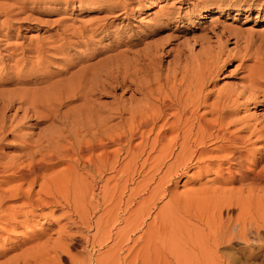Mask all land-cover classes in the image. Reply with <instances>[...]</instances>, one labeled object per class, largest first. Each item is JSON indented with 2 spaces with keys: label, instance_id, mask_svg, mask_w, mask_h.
Listing matches in <instances>:
<instances>
[{
  "label": "rangeland",
  "instance_id": "rangeland-1",
  "mask_svg": "<svg viewBox=\"0 0 264 264\" xmlns=\"http://www.w3.org/2000/svg\"><path fill=\"white\" fill-rule=\"evenodd\" d=\"M244 37L255 41L253 47L248 50L251 55L246 61L242 60L241 56L247 51ZM236 41L241 43H238L239 47ZM210 46L215 48L221 46L237 55L226 62H221L215 68L214 83L208 88L212 91L207 98L208 105L216 101L218 94H221L220 96L231 94L233 99L236 98V93H241L250 85L248 73L251 70L264 73V0H0L1 96L17 98V94L23 95V92L32 91L37 87H39L37 89L42 87L43 91L54 81L67 78L79 68L86 66L93 69L98 66V70L103 72L113 69V66L116 67L115 63H118L124 67L123 69L135 72L137 78L131 89L128 85L117 90L107 88L105 92H101L103 95L98 97L99 99L91 96L95 103L98 102L97 104L92 102L97 106H93V112L86 109L91 102L87 105H84V100L81 99L69 102L58 113L59 116L62 114L63 119L60 116L55 127L57 125L61 127L62 132L59 131L54 138L50 130L47 129L48 133L47 130L45 132L48 122L47 124L43 122L47 114L45 111L42 112L43 108H38L37 113H40L44 120L37 117L30 119L29 116L31 121L24 118L23 110L16 113L19 105L9 111H0V116L2 115L0 120L3 119L0 121V127L4 123L8 126L4 132L0 130V170L2 168L8 170L0 171L2 184L0 188L9 190L23 185V189H29V183L31 184L33 178L15 180L11 176L13 180L8 177L18 169H23L26 163H30L29 160H32L31 165L36 162L42 164L43 161V164H46L43 165L45 169L41 170V173L45 171V174L42 173L43 178L34 186L35 192L40 190V186L47 185L50 176L73 170L71 171L73 179L69 183L72 188L68 186L67 191L65 190L68 194L64 192V196L67 198L69 196L70 201L67 204L70 203L71 209L61 210L59 209L61 207L46 211L43 209L37 211V215L28 217L27 209L17 214L7 211L9 215L0 212L3 216L0 218V264H6L29 247L34 248L37 246L36 243L38 245L45 243L49 237L52 240L57 238L63 225L59 213L62 211L71 213V210L74 212L73 219L77 221L76 224L78 223L75 224L77 227L73 226L72 232L81 240L74 248L71 247L69 256L65 254L60 264H72L71 258L74 256L82 264H264V182L253 185L245 176L264 167V140L258 137V133H252L255 127L260 129L264 125L263 93L259 94V100L250 102L229 116V119L237 120V124L232 126L230 131L241 132L240 134L249 140L246 149L252 151L240 165L236 164V161L226 160L225 156L230 155L228 148L233 146L230 142L207 140L203 146L196 145L202 133L197 126L190 136L191 140L188 139L190 145L186 140L184 147H181L182 139L174 144L173 132L167 131L169 128L166 127L170 126L171 121L166 124L167 120L162 119L155 125L150 122L156 110L158 111L157 97L162 91L166 95L170 91L168 88L163 87L162 90L160 86L148 83L152 75L162 73L164 78L171 75L178 70L176 58L184 53L189 57L190 64L178 75L177 81L179 82L183 75L192 77L197 69L196 64H193L195 56H198L201 47ZM151 48L159 49L157 59L153 55L157 53L156 50ZM147 69L150 71L144 73ZM191 80L192 78H189L185 81V88ZM171 85L173 88L177 87L174 83ZM142 86H150L153 89L158 87V90L144 98ZM261 89L264 91V84ZM191 93L193 91L186 90L187 95H184V98ZM248 94L247 91L244 98L240 96L239 101L246 102L244 99ZM22 107L25 109L28 106L24 104ZM74 109L75 111L77 109V113ZM210 109L211 107H201L198 114H205L207 121L213 120L217 114L208 113ZM81 113L82 117L86 114L82 119ZM106 113L108 119L114 117L113 120H108V123H105ZM96 114H99L98 117ZM76 115L80 118L79 116L76 118ZM3 116H7L6 119ZM97 118L101 120L97 122ZM39 119L41 120L38 121ZM147 119L149 123L145 124ZM87 120L91 123L86 122ZM73 124L82 130L85 127L87 131L84 129V132H78L81 129H74ZM247 126L251 129L246 128ZM187 128L188 125L184 130ZM53 129L56 128L51 129L54 136ZM94 132L99 134L95 136ZM157 132L160 133L159 139L156 138ZM43 137L49 139L43 140ZM156 139L158 141L153 145L156 148L151 151L150 147ZM34 140L42 144L41 148L38 144L37 149ZM39 140H43L44 143ZM56 140L61 142V145L58 141L56 143ZM100 140L102 142L112 140L111 146L98 150L95 147L94 154L79 155L84 159L79 163L76 162L79 160L78 155L73 157L75 162H57L51 159L52 154L58 150L74 148L89 143L88 141L94 144L97 141L98 144L101 143ZM25 141L30 145V149L27 148L29 154L25 152L26 149L21 148ZM32 143L36 144L35 147L31 145ZM172 145L176 147L174 150ZM187 146L188 149L185 148ZM163 147L171 148L170 150L168 148L169 151L165 148L164 151ZM180 147L185 150H181ZM31 148L36 149V153ZM103 150L108 152L111 150V158L107 164L112 166L113 170L109 169V166L108 170L104 168L105 162L100 161L102 158H99L105 152ZM170 151L171 153L174 151L173 154H168ZM98 154L99 158L96 157ZM116 154H119V158ZM87 156L96 159L94 161L91 159V167L83 164L85 159L89 160ZM40 157L42 159H39ZM5 163L8 164L7 167L3 166ZM21 165L23 167H20ZM77 176L79 186L73 181ZM23 181H26L25 184ZM81 194L82 196H78ZM78 197H82L81 201L86 204L85 207L79 205ZM73 199L78 200L75 203L77 206ZM10 204L19 205L21 202L17 204L13 201ZM74 206L77 207L75 210H78V213ZM81 208L83 210L85 208L86 217L83 216ZM2 209L1 207L0 211ZM47 210L57 213L56 216L54 213L50 215ZM49 245L52 246L53 242Z\"/></svg>",
  "mask_w": 264,
  "mask_h": 264
},
{
  "label": "bare ground",
  "instance_id": "bare-ground-1",
  "mask_svg": "<svg viewBox=\"0 0 264 264\" xmlns=\"http://www.w3.org/2000/svg\"><path fill=\"white\" fill-rule=\"evenodd\" d=\"M231 30V29H230ZM230 32V31H229ZM233 32V31H232ZM228 33V32H227ZM235 33V32H234ZM233 33V34H234ZM231 34V33H229ZM240 37V36H239ZM242 38V37H241ZM246 45H245V48L247 49L246 52H244L243 54H241V56L243 57L242 60L246 61V60H249V56L251 55L248 50H250L252 47H253V44L255 43L254 40H251L249 37H244L243 38ZM242 40V39H241ZM239 40V41H241ZM243 41V42H244ZM237 42V41H236ZM240 43V42H237V44ZM241 44V43H240ZM238 47H239V44H238ZM201 51L199 52V54H197L198 56H195L194 58V61H193V64H196V71L194 72L193 76L192 77H189V76H186V75H183V77L179 80V82L177 81V78H178V75H180L182 72L185 71V69L187 68V66L190 64V60H189V57L187 55H185L184 53H181L179 54V56L176 58L177 60V63H178V70L174 71L171 75H167L165 78L162 76V73L161 74H154L152 75L151 77V80L149 79L148 83H151V85H158L160 86V89H162L163 87L164 88H168L170 91H169V94H164L163 91L162 93H160V96H158V103H159V107H157L158 111L156 110V113L155 115L153 116L152 119H150L151 123L152 124H156V122H160V120L162 119H166V124L170 121L171 123L168 125L169 127H166V128H169L167 129V131H171L173 132L172 134H174V137H173V142L174 144L178 143V140L182 139V143H180V146L182 147L183 144L186 142H189L191 140V135L193 134V130L195 129V126L198 127V130H202L201 132V135L199 136V140H198V144L196 145H200L202 144L203 146V143L205 144L207 140H218L219 142H230L233 144L232 147H229L228 149L229 152H230V155L228 157H226V160H233V161H236L237 163L236 164H241L242 161H244V158H246V156L250 153H252V151L250 150H247L246 149V143L249 141L246 139V137L242 136L239 131H230V128L234 125L237 124V120L236 119H229L230 115L232 113H234L235 111H237L239 108L243 107V106H246L247 104H249L250 102H253V101H256V100H259V94L263 93L262 95H264V91L261 89V86L264 84V73L262 72H257L256 70L254 71H250L249 74V78H250V85L248 86V88L242 90L241 93L237 94L236 92V95L237 97L236 98H232L231 94L229 95H222L220 96L221 94H218L219 96H216L217 99L216 101H214L212 104L208 105L207 104V98L208 96H210V94L212 93L211 89L209 90L208 88L214 83L213 79L215 77V68L221 63V62H226L232 58H234L233 56L236 57L237 53H232L231 51H228V50H225L223 47H201ZM60 49V48H59ZM151 50H156V54H153L156 59H157V55H158V51L159 49L158 48H151ZM235 50V49H234ZM39 52H40V48H39ZM239 56V55H238ZM226 57V58H224ZM240 57V56H239ZM154 58V60H156ZM252 59V58H251ZM116 64V67L113 66V69H110L109 71H106V70H103V72L100 70H98V66L96 67V69L92 68V67H89V66H86V67H81L79 68L78 70H76L75 72H73L69 77L67 78H64V79H59V80H56L54 81L53 83H51V85H49V88L48 89H44L43 91L41 90L42 87H40V89H37L39 87H37L36 89H32V91H27V92H23V95L17 94V98H14V97H6V96H1L0 95V111H9V110H12L16 105H19V107L16 109V113L17 111H20V110H23L24 111V118H29L32 119V118H41L42 120L46 119L45 122L47 124L46 127H45V132L46 130H50L51 131V136L52 138H54L57 133H59V131H61V127L59 128V126L57 125L55 127V123H57L59 121V118L61 116L62 118V114L59 116L58 113H60L61 109L64 107V106H67V104L73 100H84V105H87V104H91L88 106V109L89 111L94 110V107H97L95 106V100H92L93 96L96 98L100 97L101 95V92H105V90H107V88H110L112 90H117L119 88H123L125 86H129V89L132 88V86L134 85V82L135 80L137 79L136 78V73L133 72V71H130V69H123L121 67V65L118 63H115ZM184 68V70H183ZM101 69V68H100ZM153 70V69H152ZM155 70V68H154ZM123 71V72H122ZM150 70L147 69L144 71L145 72H149ZM117 75H116V73ZM249 72V71H248ZM64 74V73H63ZM141 74V73H140ZM189 78H192L191 82L189 83V85L185 88L184 84H185V81ZM246 78H248L246 76ZM110 82H109V80ZM196 80V84H194V81ZM107 81L109 83H107ZM27 82V81H26ZM25 82V83H26ZM36 83V82H35ZM42 83V82H41ZM177 87L173 88V86L171 84H173ZM48 85V84H47ZM140 85V84H139ZM106 87V88H105ZM194 87V88H193ZM247 87V86H246ZM194 89V90H193ZM248 89V90H247ZM141 90H142V94L145 97H147V95L153 91H157L158 90V87H155L154 89L150 86H142L141 87ZM163 90V89H162ZM186 90H189V91H193V95H189L187 96L186 98H184V95H187L186 94ZM22 91V90H21ZM229 91V90H228ZM249 92L248 96L246 97V99L244 100H247L246 102L244 103H241L239 101V97H245L246 95V92ZM4 92V91H3ZM8 92V91H7ZM226 92V91H225ZM240 92V91H239ZM137 93V92H136ZM158 93V92H157ZM228 93V92H227ZM231 93V92H230ZM5 94V93H3ZM134 94V93H133ZM223 94V93H222ZM225 94V93H224ZM152 95V94H151ZM233 95V94H232ZM235 95V94H234ZM10 96V94H9ZM92 96V98H90ZM16 97V96H15ZM234 97V96H233ZM94 98V99H95ZM156 98V99H157ZM99 99V98H98ZM97 99V100H98ZM142 99V98H141ZM123 100V99H122ZM150 100V99H149ZM153 100V99H152ZM241 100V99H240ZM94 101V103H92ZM131 101V99H130ZM262 101V100H261ZM119 102V101H118ZM117 102V103H118ZM132 102H133V99H132ZM131 102V103H132ZM243 102V101H242ZM136 103V102H135ZM24 104H26L28 107H26L25 109L22 107ZM71 104V103H70ZM82 104V103H81ZM94 104V105H92ZM152 104V102L150 103ZM92 105V106H91ZM115 105V104H114ZM132 105V104H131ZM142 105V103H141ZM145 105V104H144ZM153 105V104H152ZM156 105V103H155ZM52 106V107H51ZM94 106V107H93ZM100 106V105H99ZM119 106V105H118ZM130 106V105H129ZM136 106V105H135ZM134 106V107H135ZM143 106V105H142ZM148 106H149V103H148ZM151 106V105H150ZM75 107V105H74ZM78 107V105H77ZM101 107V106H100ZM116 107V106H115ZM201 107H211L210 111L208 113L210 114H217V117L216 118H212L213 120H208L207 119L205 120V114H201L199 115L198 114V109H200ZM38 108H43L46 113L44 119L43 117L41 116L40 117V113L38 114L37 113V109ZM70 108V107H69ZM68 108V109H69ZM73 108V107H72ZM76 108V107H75ZM82 108V107H80ZM79 108V109H80ZM106 108V107H105ZM111 108V107H110ZM139 108V107H138ZM142 108V107H141ZM144 108V107H143ZM103 109V108H102ZM115 109V108H114ZM118 109V108H117ZM132 109V108H131ZM137 109V107H136ZM140 109V108H139ZM54 110V111H53ZM65 110V109H64ZM87 110V111H88ZM101 110V109H100ZM113 110V109H112ZM209 110V109H208ZM67 111V110H66ZM75 111V109H74ZM122 110H120L121 112ZM207 111V110H206ZM39 112V111H38ZM41 112V114H43ZM64 112V111H62ZM73 112V110H72ZM77 113V109L75 111ZM91 112V111H90ZM115 112H118L115 110ZM124 112V111H123ZM142 112V111H141ZM66 114L68 112H65ZM98 113V112H97ZM100 113V111H99ZM103 113V112H102ZM105 113V112H104ZM140 113V112H139ZM58 114V115H57ZM69 114V113H68ZM79 114V113H78ZM87 114V112H86ZM85 114V115H86ZM92 114V113H91ZM101 114V113H100ZM124 114V113H123ZM132 114V113H131ZM138 114V113H136ZM147 114V113H146ZM4 115V114H3ZM8 115V114H7ZM17 115V114H16ZM23 115H21L23 117ZM73 115V113H72ZM71 115V116H72ZM84 115V113H83ZM85 115L83 117H85ZM88 115V114H87ZM97 115V114H96ZM99 115V114H98ZM97 115V117H98ZM109 115V114H108ZM133 115V114H132ZM2 116V115H1ZM0 116V117H1ZM63 116H65L63 114ZM75 116V115H74ZM74 116H73V119H74ZM77 116V115H76ZM79 116V115H78ZM78 116L76 118H78ZM81 116V118H80ZM79 116L80 119H82V113L81 115ZM122 116V115H121ZM135 116V115H134ZM151 115H149L148 117L150 118ZM5 117V116H3ZM7 117V116H6ZM5 117V119H6ZM17 117V116H16ZM66 117V116H65ZM89 117V116H88ZM91 117V116H90ZM125 117V116H123ZM130 117V116H129ZM141 117V116H140ZM207 117V116H206ZM11 118V116L9 117ZM28 118V119H29ZM36 118V119H37ZM102 118V117H101ZM107 113H106V117H105V120H107L105 123H108V120H113L114 117L111 116L109 119L107 118ZM132 118H135V117H132ZM4 119V120H5ZM12 119H14V117H12ZM11 119V120H12ZM16 119V118H15ZM29 119V120H30ZM41 119H39L38 121H40ZM63 119V118H62ZM67 119V117H66ZM72 119V120H73ZM90 119V118H89ZM92 119V118H91ZM90 119V120H91ZM184 119V121H183ZM3 120V119H2ZM0 120V121H2ZM20 120V119H19ZM26 120V119H25ZM86 120V118H85ZM97 122H99L100 120L97 118ZM104 120V118L102 119ZM123 120V118H122ZM121 120V121H122ZM133 120V119H131ZM14 121V120H13ZM31 121V120H30ZM81 121V120H79ZM83 121V120H82ZM81 121V122H82ZM92 121H95V120H92ZM142 121H143V118H142ZM147 122L145 124H148L149 123V119L146 120ZM5 122V121H4ZM42 122V123H43ZM63 122V121H62ZM61 122V123H62ZM80 122V123H81ZM86 122H90V121H86ZM103 122V121H102ZM126 122V121H125ZM137 122V121H136ZM141 122V120H140ZM10 123V122H8ZM37 123V122H36ZM60 123V122H59ZM60 123V124H61ZM74 123V122H73ZM87 123V124H88ZM91 123V122H90ZM101 123V122H100ZM110 123V122H109ZM112 123V122H111ZM131 123V122H130ZM134 123V122H133ZM191 123V124H190ZM3 124V123H2ZM13 124V123H11ZM18 124V123H17ZM20 124V123H19ZM23 124V123H22ZM26 124V123H25ZM24 124V125H25ZM71 124V123H70ZM103 124V123H102ZM143 124V123H142ZM63 125V124H62ZM65 125V124H64ZM82 125V124H81ZM150 125V124H149ZM188 125V128L186 130H184V128ZM10 126V124H9ZM14 126V124H13ZM20 126V125H18ZM22 126V125H21ZM66 126H67V122H66ZM73 126H75L73 124ZM76 126H77V123H76ZM76 126L74 127V129L76 128ZM84 126V124H83ZM82 126V127H83ZM114 126V125H112ZM134 126V125H132ZM131 126V127H132ZM141 126V125H140ZM151 126V125H150ZM148 126V127H150ZM162 126H163V123H162ZM161 126V127H162ZM56 128L53 129L55 130V135L53 136V131L51 130L52 128ZM92 127H94L92 125ZM101 127V126H100ZM103 127V126H102ZM137 127V126H136ZM146 127V126H145ZM153 127V126H152ZM255 127V126H254ZM8 126L6 123H4L1 127H0V130H2L3 132L5 130H7ZM17 128V127H16ZM15 128V129H16ZM67 128V127H66ZM77 128H80L79 126ZM76 128V129H77ZM89 129L91 128L88 127ZM164 128V126H163ZM246 128L248 129H251L249 126H247ZM11 129H12V126H11ZM18 129V128H17ZM63 129V128H62ZM73 129L70 128V131ZM81 130L79 131L78 129V132H81L85 129V127H83V130L82 128H80ZM87 129V128H86ZM85 129V130H86ZM101 129V128H99ZM153 129V128H152ZM156 129V128H154ZM153 129V130H154ZM14 130V128H13ZM48 130H47V133H48ZM64 130V129H63ZM98 130V129H97ZM134 130V128L132 129ZM161 130V129H160ZM164 130V129H163ZM197 130V131H198ZM244 130V129H243ZM242 130V131H243ZM16 131V130H14ZM66 131V130H65ZM64 131V132H65ZM68 131V130H67ZM75 131V130H74ZM87 131V130H86ZM85 131V133H86ZM92 131V130H90ZM89 131V132H90ZM44 130H43V134L45 133ZM62 132V131H61ZM77 132V133H78ZM84 132V131H83ZM93 132V131H92ZM102 132V131H101ZM111 132V131H110ZM163 132V131H162ZM161 132V133H162ZM8 133V132H7ZM13 133V132H12ZM40 133V132H39ZM46 133V134H47ZM69 133V132H68ZM67 133V134H68ZM82 133V132H81ZM83 133V134H85ZM95 133V136L96 134H99L94 132ZM106 133H109V132H106ZM135 133V132H134ZM159 132H157V136L156 138L159 139L160 135H158ZM197 133V132H196ZM252 133L255 134V133H258L259 134V138H261L262 140H264V125L260 128V129H256V127L252 130ZM5 134V133H3ZM1 134V135H3ZM36 134V133H35ZM66 134V135H67ZM74 134V133H72ZM110 134V133H109ZM132 134V133H131ZM160 134V133H159ZM8 135V134H7ZM11 135V133H10ZM89 134H87L88 136ZM92 135H94L92 133ZM42 136V135H40ZM39 136V137H40ZM48 136V135H47ZM50 136V135H49ZM50 136V138H51ZM59 136V134H58ZM61 136V135H60ZM65 136V135H63ZM71 136V135H70ZM75 136V135H74ZM80 136V135H79ZM86 136V135H85ZM84 136V137H85ZM98 136V135H97ZM111 136V135H110ZM197 136V135H196ZM248 136V135H247ZM3 137V136H2ZM8 137V136H7ZM77 137V136H76ZM83 137V138H84ZM104 137V136H103ZM102 137V138H103ZM163 137V136H162ZM25 138V137H24ZM27 138V137H26ZM29 138V137H28ZM44 138V137H43ZM46 138V137H45ZM45 138L43 140H45ZM48 138V137H47ZM46 138V139H47ZM51 138V139H52ZM67 138V137H66ZM73 138V137H72ZM82 138V137H81ZM80 138V139H81ZM90 138V137H89ZM101 138V139H102ZM190 138V140L188 141V139ZM1 139V138H0ZM4 139V138H3ZM18 139V138H17ZM42 139V138H40ZM49 139V138H48ZM58 139V138H56ZM69 139V138H68ZM67 139V140H68ZM91 139V138H90ZM104 139V138H103ZM110 139H112L110 137ZM154 140L152 146L150 147L151 151L153 149H155L156 147L153 146L155 145L156 141L158 140ZM171 139V137H170ZM196 139V138H194ZM249 139V138H248ZM22 140V139H21ZM31 140V138H30ZM43 140H39L40 142L43 141ZM55 140V139H53ZM60 140V138H59ZM70 140V139H69ZM93 140V139H92ZM97 140V139H96ZM193 140V139H192ZM32 141V140H31ZM58 140H56L55 142L57 143ZM61 141V140H60ZM71 141V140H70ZM85 141H87V139L85 138ZM101 143L99 142L97 144V141L96 144L94 143H90V141H88L89 143H85L84 145H79V146H74V148H70L69 145L67 144H64L66 147L70 148V149H61V150H58L56 151V153H51L52 154V158L53 160L57 161V162H66V161H69V162H75V155H81L82 154L84 156L88 155V153H93V150L95 149V147H97L96 149L98 150L99 148L100 149H106L108 148V146L112 143V140L111 141H107V142H102V140H100ZM162 141V140H161ZM1 142V141H0ZM33 142V141H32ZM35 142V140H34ZM50 142V141H49ZM63 142V141H62ZM73 144H74V140L72 141ZM71 142V143H72ZM92 142V141H91ZM163 142V141H162ZM166 142V140H165ZM164 142V143H165ZM170 142V141H169ZM172 142V143H173ZM215 142V141H214ZM217 142V141H216ZM17 143V142H16ZM15 143V144H16ZM31 143V142H30ZM37 143V145L35 144ZM34 144L37 146V149H39V142L38 140L35 142ZM44 143V141L42 142ZM58 143H60L61 145V142L58 141ZM196 143V141H195ZM212 143V142H211ZM82 144V143H81ZM188 144V143H187ZM194 144V143H193ZM214 144V143H213ZM1 145V144H0ZM32 146L35 147V145H33V143L31 144ZM40 145V144H39ZM42 145V144H41ZM41 145H40V148H41ZM56 145V144H55ZM59 145V144H58ZM63 145V146H64ZM113 145V144H112ZM169 145V144H168ZM167 145V146H168ZM186 145V144H185ZM189 145H190V142H189ZM45 146V145H43ZM52 146V145H51ZM50 146V147H51ZM72 146V145H71ZM111 146V145H110ZM157 146V145H156ZM159 146V145H158ZM171 146V145H170ZM177 146V145H176ZM220 146V145H219ZM224 146V145H222ZM30 145L28 143H26V141L24 142V145H22V149H26L25 152H27V148H29ZM173 147V145H172ZM175 147V145H174ZM174 147H173V150H174ZM181 150H185L183 148H181ZM184 147V146H183ZM200 147V146H199ZM198 147V148H199ZM221 147V146H220ZM33 148V147H32ZM31 148V149H32ZM49 148V147H48ZM53 148V147H51ZM49 148V149H51ZM59 148V147H58ZM164 148V147H163ZM167 150L171 147H165ZM165 148L163 149L165 151ZM176 148V147H175ZM186 149H188V146L185 147ZM224 148V147H223ZM30 149V148H29ZM45 149V147L43 148ZM47 149V148H46ZM54 149V148H53ZM57 149V148H56ZM60 149V148H59ZM95 149V150H96ZM221 149V148H220ZM249 149V148H248ZM33 150V149H32ZM31 150V152H32ZM36 149H34L33 151H35ZM109 150V149H108ZM111 150H113L111 148ZM110 150V152H111ZM120 150V149H119ZM168 150V151H169ZM202 150H205V149H202ZM37 151V150H36ZM35 151V153H36ZM39 151V150H38ZM42 152L44 150H41ZM55 151V150H54ZM105 151V150H103ZM102 151V152H103ZM196 151L197 150V147H196ZM29 152V151H28ZM27 152V153H28ZM40 152V153H42ZM53 152V151H51ZM108 152V151H105L103 155H101V157L99 158V154L98 156L96 155L97 158L101 159L100 161H103L105 162V165L104 168H107L109 166L108 161H110V158H111V153ZM120 152V151H119ZM131 152V151H129ZM174 151H171L168 152L173 154ZM34 153V154H35ZM48 153V151H47ZM101 153V152H99ZM115 153L116 150H115ZM115 153L113 154L115 156ZM122 153V152H121ZM22 154V153H21ZM29 154V153H28ZM33 154V153H31ZM43 155H45V153H42ZM50 154V153H49ZM86 154V155H85ZM94 154V153H93ZM167 154V155H168ZM38 155V153H37ZM90 155V154H89ZM92 155V154H91ZM112 155V158H114V156ZM117 155V154H116ZM127 155V154H126ZM33 155H31L32 157ZM36 156V155H35ZM47 156V155H46ZM75 156V157H74ZM80 156V157H81ZM94 156V155H93ZM92 156V157H93ZM118 158H119V154L117 155ZM128 156V155H127ZM26 157V156H25ZM30 157V158H31ZM38 157V156H37ZM45 157V156H44ZM68 157H70V159H68ZM74 157V158H73ZM77 157V158H78ZM79 157V160H76L77 163H79L81 160H84L83 158H80ZM91 157V159H92ZM116 157V156H115ZM27 158H29V156L27 155ZM67 158V159H65ZM87 159L89 158V160H86L83 161V164L86 165V166H90L91 167V164H92V160L94 161L95 157L91 160L90 159V156H87L86 157ZM117 158V157H116ZM115 158V159H116ZM21 159V158H20ZM19 159V160H20ZM38 160V158H36ZM39 159H42L41 157ZM46 159L45 158V162H46ZM123 159V158H122ZM24 160V159H23ZM26 160V159H25ZM29 160V159H28ZM35 160V158H34ZM33 160V161H34ZM52 160V161H53ZM96 160V159H95ZM118 160V159H117ZM199 160V159H198ZM48 161V160H47ZM29 162L31 163L32 160ZM35 162V161H34ZM44 162V161H43ZM39 163L38 164H34L31 165L30 163H24L25 164V167L22 169H18L17 171H15L14 173L8 175V177H14L15 180L16 178L20 179V180H26V179H30V178H33L32 179V182L31 184L29 183L30 185V188L27 190V189H23V185H18L20 187L17 186V188H14V189H2L0 188V209L1 207L3 208L2 211L0 212H4L8 214L9 211H13V212H16L15 214L19 213L20 211H23V210H26L27 209V212H26V215L27 217L29 215H32V216H35L37 215V211L39 210H43L45 209H50V208H58V207H61L59 209L61 210H64V208H69L71 209L72 207L70 206V203L67 204L70 200H68V198L66 196H64V192L67 193V187L69 186V183H71L72 179H73V174L71 171L73 170H69V167H68V170L69 172L67 173H59V174H56V175H53L52 177L48 174V180L47 181V185H43V186H40V190H37V192L34 191V186H36L35 184L37 183L38 180H40V178H43L42 175L45 174V171H43L41 173V170H43L42 168L43 165H46L45 163L43 164ZM51 162V161H49ZM54 162V161H53ZM101 162V163H103ZM82 163V162H81ZM115 163V160L114 162ZM15 164V163H13ZM21 164V163H20ZM28 164V166H27ZM53 164V163H52ZM71 164V163H70ZM82 164V166H83ZM104 164V163H103ZM117 164V163H116ZM6 165L3 164V166ZM8 165V164H7ZM6 165V167H7ZM12 165V164H11ZM69 165V164H68ZM79 165V164H78ZM94 165V164H93ZM97 165V163L95 164V166ZM101 165V164H100ZM113 165V164H112ZM115 165V164H114ZM118 165V164H117ZM120 165V164H119ZM48 166V165H47ZM70 166V165H69ZM71 166H74V164H71ZM70 166V168H71ZM5 167V168H6ZM10 167V166H9ZM14 167V166H12ZM19 167V166H18ZM20 167H23V165H21ZM46 167V166H45ZM66 167V166H65ZM76 167V166H74ZM85 167V166H84ZM103 167V166H102ZM118 167V166H117ZM17 168V167H16ZM38 168V169H37ZM87 168V167H86ZM100 168V167H99ZM113 167L112 166H109V169L113 170L112 169ZM115 168V167H114ZM4 168H2L1 170H3ZM7 169V168H6ZM4 169L3 171L1 172H5V171H8ZM10 169V168H9ZM37 169V170H36ZM45 169V168H44ZM66 169V168H64ZM63 169V170H64ZM72 169V168H71ZM101 169V168H100ZM77 170V168H76ZM84 170V169H83ZM95 170V169H94ZM102 170V169H101ZM106 170V169H104ZM108 170V168H107ZM116 170V169H115ZM50 171V170H49ZM58 171V170H57ZM60 171H62V169H60ZM67 171V169H66ZM75 171V169H74ZM85 171V170H84ZM12 172V170H11ZM56 172V171H55ZM55 172H52V173H55ZM64 172V171H63ZM78 172V171H77ZM76 172V175H78ZM90 172H91V169H90ZM102 172V171H101ZM9 173V172H8ZM7 173V174H8ZM47 173V172H46ZM51 173V172H50ZM79 173V172H78ZM6 174V175H7ZM82 174V173H81ZM89 174V173H88ZM3 174H1L2 176ZM5 175V173H4ZM47 175V174H46ZM74 175V176H76ZM44 176V175H43ZM81 177L84 176V173H83V176L80 175ZM246 178H249L250 179V182L253 184V185H257L258 183H261L263 184L262 182H264V167L262 168L261 167V170H258V172H254V173H251V174H248L245 175ZM11 177V178H12ZM47 177V176H46ZM78 177L77 176V180L74 178L73 181H76V184H78ZM86 177V176H84ZM92 177V176H91ZM90 177V178H91ZM94 177H96V175H94ZM88 178V177H87ZM87 178H84L85 180ZM7 179V178H6ZM5 179V180H6ZM13 179V178H12ZM11 179V180H12ZM14 180V179H13ZM95 180V178H94ZM8 181V179L6 180V182ZM87 181H89L87 179ZM5 182V181H4ZM2 182V183H4ZM5 182V183H6ZM24 182V181H23ZM26 182V181H25ZM24 182V184H25ZM29 182V180H28ZM41 182V181H40ZM43 182V181H42ZM41 182V183H42ZM83 182V181H82ZM86 182V181H85ZM22 183V182H20ZM19 183V184H20ZM8 184H10L8 182ZM75 183H73V186H74ZM88 184V183H86ZM260 184V185H261ZM2 184H0V187H1ZM17 185V184H16ZM39 185V184H38ZM80 184H78L79 186ZM83 185H85L83 183ZM248 185V184H247ZM251 185V184H250ZM5 188H7L5 185H3ZM2 186V187H3ZM14 186V185H12ZM28 186V185H27ZM25 186V187H27ZM76 186L77 188H80ZM71 187V185L69 186ZM68 187V188H69ZM259 187V185H258ZM257 187V188H258ZM10 188V187H9ZM72 188V187H71ZM75 188V187H74ZM74 188H73V192L74 191ZM91 188V187H90ZM83 189V188H82ZM84 189H86L84 187ZM93 189V188H92ZM254 189V188H253ZM66 190V191H65ZM76 190V189H75ZM80 190V189H79ZM89 190V189H87ZM247 190V189H246ZM249 190V189H248ZM92 191V190H91ZM71 192V190H70ZM77 192V191H76ZM80 192V191H79ZM252 192V190H251ZM254 192V191H253ZM68 194V193H67ZM77 194V193H76ZM84 194V193H83ZM89 194V193H88ZM66 195V194H65ZM93 195V194H91ZM74 196V195H73ZM78 196H82L81 195H78ZM85 196V195H84ZM75 197V196H74ZM86 197V196H85ZM92 197V196H91ZM82 198V197H81ZM81 198L78 197V200H79V205H81V207L83 208V205L84 203H82L81 201ZM77 199V197H76ZM76 199H73L75 202L74 204L76 203ZM85 199V198H84ZM90 200H92V198H90ZM17 202V204L19 203V201L21 202V204L19 205H12L10 204V202ZM73 202V201H72ZM87 202V200H86ZM91 204V203H90ZM72 205V203H71ZM86 205V204H85ZM84 205V207H85ZM65 206V207H64ZM75 206H77L75 204ZM74 206V210L75 208L77 209V207ZM91 206V205H90ZM263 206V205H262ZM261 206V207H262ZM80 207V206H79ZM81 208V211L83 213V216L86 217L84 215V210ZM87 210H88V207H86ZM29 209V211H28ZM54 209V211L56 212V210ZM80 209V208H79ZM68 210V209H67ZM8 211V212H7ZM48 211V210H47ZM77 213H78V210H75ZM86 211V210H85ZM12 212V213H13ZM25 212V211H24ZM49 212V211H48ZM59 212V211H58ZM67 212V213H66ZM62 211V213H59L60 214V219L63 221H61L63 223V225L61 226V232H59V236L57 238H55L54 240L51 239V237L47 238L45 241V243H43V241H41L43 244L41 245H38L36 243L37 246H35L34 248L32 249H27V250H24L22 251L21 254H19L18 256H15L14 258H11L6 264H60V260L62 258H64V255L65 254H69L70 253V249L71 247L74 248V246L77 245L78 241L81 240L80 237H78L77 235H74L73 234V226L74 227H77L76 225H78V223L76 224V220L73 219L74 218V212L71 210V213H69V211ZM73 212V213H72ZM22 213V212H21ZM20 213V214H21ZM41 213V211H40ZM50 215L54 212H49ZM3 214V213H2ZM46 214H48L46 212ZM55 216L57 213H54ZM49 215V214H48ZM47 215V216H48ZM2 215H0V218ZM81 216V215H80ZM79 216V217H80ZM247 216V215H246ZM58 218V217H57ZM263 218V217H262ZM261 218V219H262ZM59 219V221H60ZM77 219V217H76ZM253 219V218H252ZM79 220L82 222V219L79 218ZM88 220V218H87ZM240 220V219H239ZM245 220V219H244ZM247 220V219H246ZM65 221V223H64ZM79 221V222H80ZM230 221V220H229ZM261 221V220H260ZM239 222V221H238ZM251 222V221H250ZM89 223V222H88ZM61 224V223H60ZM76 224V225H75ZM82 224H85V223H82ZM80 228V227H78ZM76 231V230H74ZM240 231V229H239ZM259 231V230H258ZM77 234V233H76ZM243 234V233H242ZM129 235V234H128ZM38 236V235H37ZM81 236V235H80ZM85 239V238H84ZM36 241H39L37 239H35ZM83 240V239H82ZM128 240H129V237H128ZM50 242H53V245L50 246ZM34 246V245H33ZM123 247V246H122ZM71 255V254H70ZM69 256V255H68ZM78 256V255H77ZM48 257V258H46ZM75 257V256H74ZM74 257H72L71 259L73 260L72 264H82L81 261H79L78 259H75ZM79 257V256H78ZM69 258V257H67ZM66 259V257H65ZM70 260V259H69ZM126 260V259H125ZM91 261V260H90ZM3 264V263H2ZM63 264V263H62ZM71 264V263H70Z\"/></svg>",
  "mask_w": 264,
  "mask_h": 264
}]
</instances>
